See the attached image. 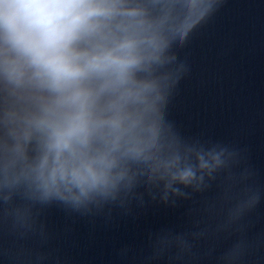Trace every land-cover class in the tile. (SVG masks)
<instances>
[{
	"label": "water",
	"instance_id": "95a60500",
	"mask_svg": "<svg viewBox=\"0 0 264 264\" xmlns=\"http://www.w3.org/2000/svg\"><path fill=\"white\" fill-rule=\"evenodd\" d=\"M137 2L168 41L158 149L109 191L45 197L0 82V264H264V0Z\"/></svg>",
	"mask_w": 264,
	"mask_h": 264
},
{
	"label": "clouds",
	"instance_id": "9594fccd",
	"mask_svg": "<svg viewBox=\"0 0 264 264\" xmlns=\"http://www.w3.org/2000/svg\"><path fill=\"white\" fill-rule=\"evenodd\" d=\"M167 46L137 0H0V82L25 102L7 135L25 160L35 142L27 168L43 196L109 191L158 149Z\"/></svg>",
	"mask_w": 264,
	"mask_h": 264
}]
</instances>
